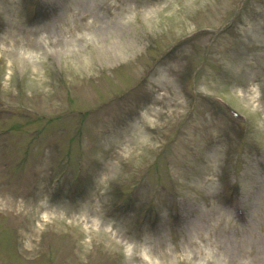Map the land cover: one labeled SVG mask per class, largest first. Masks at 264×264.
I'll use <instances>...</instances> for the list:
<instances>
[{"label": "rangeland", "instance_id": "rangeland-1", "mask_svg": "<svg viewBox=\"0 0 264 264\" xmlns=\"http://www.w3.org/2000/svg\"><path fill=\"white\" fill-rule=\"evenodd\" d=\"M0 200V264H264V0H0Z\"/></svg>", "mask_w": 264, "mask_h": 264}, {"label": "bare ground", "instance_id": "bare-ground-1", "mask_svg": "<svg viewBox=\"0 0 264 264\" xmlns=\"http://www.w3.org/2000/svg\"><path fill=\"white\" fill-rule=\"evenodd\" d=\"M2 202V200H0V203ZM6 202H8V203H11L10 201H8V200H6ZM44 218L43 219H45V216H43ZM39 219H42V218H39ZM83 220H86V217L85 218H82ZM43 221H46V220H43ZM42 224V225H41ZM40 225L38 224V226L36 227V226H33V227H31V235L32 236H34L37 232H38V228H40L41 226H43V223H41ZM92 225H94V223H92ZM98 229V228H97Z\"/></svg>", "mask_w": 264, "mask_h": 264}]
</instances>
